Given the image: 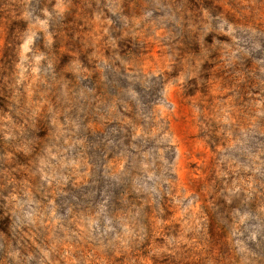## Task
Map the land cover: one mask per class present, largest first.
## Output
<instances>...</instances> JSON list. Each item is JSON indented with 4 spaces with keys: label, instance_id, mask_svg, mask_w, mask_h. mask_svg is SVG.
<instances>
[{
    "label": "rangeland",
    "instance_id": "rangeland-1",
    "mask_svg": "<svg viewBox=\"0 0 264 264\" xmlns=\"http://www.w3.org/2000/svg\"><path fill=\"white\" fill-rule=\"evenodd\" d=\"M0 264H264V0H0Z\"/></svg>",
    "mask_w": 264,
    "mask_h": 264
}]
</instances>
